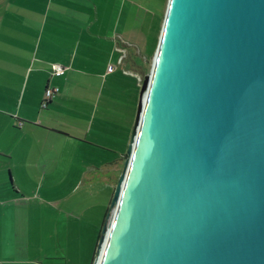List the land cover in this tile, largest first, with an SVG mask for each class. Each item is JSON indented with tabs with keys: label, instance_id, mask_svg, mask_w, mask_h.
<instances>
[{
	"label": "water",
	"instance_id": "1",
	"mask_svg": "<svg viewBox=\"0 0 264 264\" xmlns=\"http://www.w3.org/2000/svg\"><path fill=\"white\" fill-rule=\"evenodd\" d=\"M93 264H264V0H168Z\"/></svg>",
	"mask_w": 264,
	"mask_h": 264
},
{
	"label": "crops",
	"instance_id": "2",
	"mask_svg": "<svg viewBox=\"0 0 264 264\" xmlns=\"http://www.w3.org/2000/svg\"><path fill=\"white\" fill-rule=\"evenodd\" d=\"M128 8L127 0H0V264L94 263L116 187L77 162L94 146L97 122L123 130L128 149L164 20L145 57L128 42ZM53 64L64 75L52 76ZM52 88L59 92L42 108Z\"/></svg>",
	"mask_w": 264,
	"mask_h": 264
},
{
	"label": "rangeland",
	"instance_id": "3",
	"mask_svg": "<svg viewBox=\"0 0 264 264\" xmlns=\"http://www.w3.org/2000/svg\"><path fill=\"white\" fill-rule=\"evenodd\" d=\"M127 1L129 3L128 9L134 13L136 18V21L132 22L133 19L132 18L133 13H132L130 19L126 24L127 36L129 39L128 42L134 44L136 48L142 53V55L148 57L150 50L153 48L155 44V39L160 26L162 15L164 19V14L166 11L168 0H166V4H164L165 3L164 0H127ZM163 10H164V14H163ZM162 23L163 21L161 22L160 30L162 27ZM158 39H159V35H158ZM136 48L134 50H136ZM131 50L132 48L128 50L129 53H132ZM150 67L151 65L149 64V67H147L148 69L142 75L141 77L142 82L144 78L148 76L150 72ZM140 89L141 88H139V90ZM96 125L99 128H97V131H93L95 132L94 133L95 136L91 135L90 137H88L87 140L89 141V143H92L94 146H90L89 147L90 151L87 152L86 155L82 154L77 163L81 164L82 166L91 164L92 167L98 170L99 175L97 179L99 180H103V179L108 180L109 177H111L113 179V185L111 186V188L114 189V187H116L115 183L119 180L120 175L124 168L123 157L127 153V148H124V146L122 148L120 146V144L122 143L121 136L125 137V135L123 134L125 132L123 130H116L114 128V126L116 125H114L112 122L111 124L110 123L103 124L101 127L98 122ZM103 127H106V129H104ZM85 173L87 174L88 172ZM111 191L112 189L110 190V192ZM65 252H67V247L65 248ZM58 260L59 262H62V260L61 261L60 259ZM68 263L71 264L72 261H69Z\"/></svg>",
	"mask_w": 264,
	"mask_h": 264
},
{
	"label": "built area",
	"instance_id": "4",
	"mask_svg": "<svg viewBox=\"0 0 264 264\" xmlns=\"http://www.w3.org/2000/svg\"><path fill=\"white\" fill-rule=\"evenodd\" d=\"M122 59H123V57L120 58V61ZM108 69L111 70L112 67H108ZM65 71H66V68L61 66V65H58V64L51 65V75L54 77H60V76L64 75ZM58 92H59L58 88L47 89L45 91V98H44V101L42 103V108H46L48 102Z\"/></svg>",
	"mask_w": 264,
	"mask_h": 264
},
{
	"label": "trees",
	"instance_id": "5",
	"mask_svg": "<svg viewBox=\"0 0 264 264\" xmlns=\"http://www.w3.org/2000/svg\"><path fill=\"white\" fill-rule=\"evenodd\" d=\"M165 1V3L164 4H166V0H164ZM165 7V6H164Z\"/></svg>",
	"mask_w": 264,
	"mask_h": 264
}]
</instances>
